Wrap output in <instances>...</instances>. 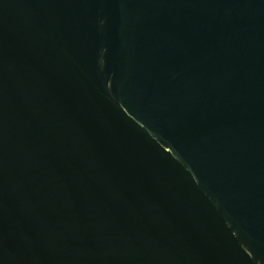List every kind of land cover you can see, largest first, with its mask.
<instances>
[{
    "label": "water",
    "instance_id": "1",
    "mask_svg": "<svg viewBox=\"0 0 264 264\" xmlns=\"http://www.w3.org/2000/svg\"><path fill=\"white\" fill-rule=\"evenodd\" d=\"M0 264H264V0H0Z\"/></svg>",
    "mask_w": 264,
    "mask_h": 264
}]
</instances>
